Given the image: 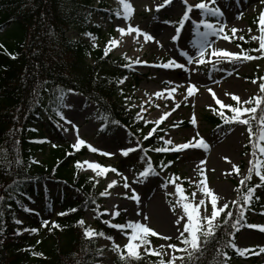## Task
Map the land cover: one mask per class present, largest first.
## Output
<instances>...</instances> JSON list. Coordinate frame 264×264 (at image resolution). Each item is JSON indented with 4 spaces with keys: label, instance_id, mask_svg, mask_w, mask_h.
Segmentation results:
<instances>
[{
    "label": "trees",
    "instance_id": "obj_1",
    "mask_svg": "<svg viewBox=\"0 0 264 264\" xmlns=\"http://www.w3.org/2000/svg\"><path fill=\"white\" fill-rule=\"evenodd\" d=\"M96 3L97 0H0V45L3 46L0 47V264L99 262L96 236L85 239L83 228L76 224L79 219H84L85 210L93 207L91 201L95 200L97 204L101 197L98 184L81 173L75 163H82L93 152L84 147L79 150L71 148L72 144L55 129V123L60 119L55 112L61 104L58 99L61 91L68 94L67 89L74 88L86 103L93 104L95 112L91 119L98 124L99 134L114 135L123 129L131 140L138 139L141 147L124 156L119 163L121 167L139 173L151 160L156 171L157 163L174 159L167 151H152V147H163L156 138L161 136L159 127H155L157 131L145 140L144 135L153 127L136 120L135 113L121 102L117 81L130 75L129 67H124L127 64L114 57L111 51L104 54L105 45L114 34L111 29L105 31L88 22L89 13L103 14L105 6ZM72 29L76 31V38L66 35ZM85 33H90L87 36L95 38L94 41L81 37ZM236 44L252 56L259 55L255 51L258 45L250 38L245 37ZM257 60L263 68L257 74L259 79L264 77V57ZM24 103L30 110L23 115L24 121L16 136L10 133L11 124L16 110L20 111ZM205 120L212 127L225 124L220 118L205 116ZM40 121L44 122L45 130L36 128ZM112 121H119V124ZM252 124L255 129L256 121L253 120ZM189 126L188 122L177 125ZM137 128L140 132L136 131ZM259 182V178L252 175L245 185H238L241 189L238 197L247 191V187ZM46 183L53 184L57 193L49 195ZM256 196L259 200L255 199ZM263 198L264 187L256 189L251 203L242 208L244 216L256 213ZM31 204H36L31 212H25L20 206ZM242 204L241 199L235 206L241 207ZM71 208L77 211L69 212ZM9 212L21 213L22 223L16 224ZM60 212L68 214L60 216ZM50 213L55 214V218H48ZM43 220L50 222L49 227L42 226ZM102 220L101 216L94 219L92 228L112 235L113 231ZM51 221L59 223L62 228H52ZM231 224H221L218 235L206 245L199 264H221L224 257L217 253V248L228 254V264L249 261L248 257L234 253L226 246L227 238L246 227V218L236 229ZM85 227H89L86 222ZM31 228L39 231L22 230ZM229 232L232 235H228ZM34 252L43 255H33ZM158 262L159 257L149 253L142 255L140 260H132L131 264ZM115 263L125 264L120 255Z\"/></svg>",
    "mask_w": 264,
    "mask_h": 264
},
{
    "label": "rangeland",
    "instance_id": "obj_2",
    "mask_svg": "<svg viewBox=\"0 0 264 264\" xmlns=\"http://www.w3.org/2000/svg\"><path fill=\"white\" fill-rule=\"evenodd\" d=\"M130 2L134 7V12L129 20H125L123 16L117 17L115 15L117 9L122 11L119 0H97L96 5L101 3L105 6L103 14L93 11L87 17L91 25L100 26L105 31L109 29L113 31L114 38L118 39L120 43L118 46L112 47L111 52L114 57L130 65V75L125 77L126 79H124L122 84H118L121 102L130 111L135 113V116L137 112H140V115L143 117L142 123H144V120H147L149 123L146 125L159 127L161 136H164L165 139L170 137L173 143H183L195 136L198 131L200 136L204 137L209 143L210 147L207 150L189 148L182 151H167L169 155L174 157L172 164L161 171V166L168 162L162 161L157 163V169H155L157 175H149L147 178H143V183H138V173L119 165L121 159L124 157L120 150L122 148L135 147L138 141L137 138L131 140L123 129L117 131L114 135L99 134L98 124L91 120L95 107L92 103H86L81 95L65 94L63 103L72 104L74 107H64L61 108V111L78 125L80 137L87 142L81 148L87 147V144H91L93 147L100 149V151L93 152V155L87 156L82 161L80 172L92 177L95 183L98 184L99 191H103L111 180L115 179L118 181L116 185L108 189L110 195L100 197V201L97 204L100 206L99 211L101 212L104 208L111 209L113 205H116L120 214L114 218L106 214L101 215V217L104 220L111 219L113 223L135 222L139 220L147 224L161 234L159 236L148 237L151 241L150 247L159 250L160 245L166 246L169 243L179 244V241L175 239L178 235V226L175 224V220L178 217L177 212L172 211V205L176 204L177 211L181 215H183V211L182 207L177 203L178 198L174 195V184L167 183L168 180L173 178L174 174L181 178L177 182L181 184L185 195L189 197V201L187 202L198 203L199 199H205V204L210 212V198L204 196L199 191V183H192V181L198 182L202 179L200 175V171L202 170L205 173L209 187L219 195L220 202L229 203L230 210L234 213L230 218L233 221L230 222L240 219L238 212L242 211L243 207L246 208V205L243 206L242 204L241 207H236L231 202L238 198L237 186L240 185V181L248 174L247 170L251 167L249 161L253 159L252 143L255 142L256 137H252L250 140L246 126L242 124L225 123L222 127H212L211 123H206L205 116L221 119L209 107V105H212L214 108L219 109L220 106L215 103V99L208 89L211 88L216 93L217 98L224 103L235 106L236 101L232 100L231 95H228V93L239 95L244 100L259 94L258 85L260 80L257 74L261 73L263 68L257 59L250 61L241 59L235 62L225 60L219 64L189 65L187 64V58L181 55V51H186L189 55H195L193 41L198 39V37L196 35L197 29L194 28L192 20L198 21L200 19L199 10L193 9L190 11V19L185 21L181 27L177 41L173 42L171 36L175 34L177 26L175 22L179 21L184 7L181 0H172L170 5L159 12L155 10V5L162 3V0H130ZM193 2L195 0H189V3ZM146 6L151 10H146ZM210 6H219L223 12V16L214 17L206 14L204 18L213 24L219 22L227 25L225 32L230 36L229 40H225L223 39V35H209L208 40L212 42L213 47L240 52L242 50L236 44L241 41L239 37L244 36L251 39V36L259 35L258 26L254 25V20L258 18L259 11L264 9V5L260 4V0H216V4ZM240 13H243V16L238 18ZM166 20L174 23H164ZM129 23L133 26H139L143 31L153 35L155 40L160 41V44H157L155 41L145 42L143 36L134 39L135 33L126 34L121 37L117 31V25L126 28ZM232 27L238 29V32L234 36L230 31ZM249 28L252 29L251 32L248 31ZM203 30V26H200L198 29V31ZM67 36L69 38H76V31L73 29L69 30ZM81 37L87 41H94L92 37L87 35L81 34ZM252 43L258 45V40H252ZM125 56L129 59H125ZM137 58L148 63L131 64V60ZM170 58L175 59L178 63L186 64L189 70L159 66ZM192 68H197L198 71H190ZM253 80H256L257 83H252ZM167 81H172L173 84H168ZM189 82L196 84L198 89L190 97L187 96L186 92ZM177 84L180 87L173 93L174 99L173 97H167V92L163 93V98L152 96V93L158 90L175 87ZM126 97L129 99H126ZM150 97L152 103L148 102ZM128 105H132V107H128ZM141 105L147 111H141ZM156 105L160 107H156ZM175 105H178V107H175V110L170 112L169 117H166L159 125H154V121L164 111H169ZM29 110V107L25 103L22 104L20 111L16 110V115L11 124V134L19 135L20 127L24 121L23 115L26 116ZM223 111L228 116L232 115L231 111L227 108L223 109ZM193 113L197 117V125L195 126L190 123ZM183 122H188L190 126L171 127L173 124L178 125ZM35 126L36 128L45 130L44 122L40 121ZM62 126L68 127L69 131H63ZM256 127L257 122L255 124ZM55 129L69 143L73 144L75 142V130L66 125L64 121H57ZM47 136L49 135L47 134ZM161 142L163 144V141ZM260 143L264 145V141ZM168 147H171V145ZM103 152H112L115 155L105 156ZM256 158H261L258 149ZM201 160H204L205 164L201 165ZM84 161L99 163L104 167H115L120 173L128 177L130 188L126 189L123 187V180L117 173L109 170L105 175L97 176L95 171L83 163ZM233 164L241 169L240 174L232 170ZM252 175H255V173H252ZM256 178L259 177L256 176ZM46 188L48 194L51 196L57 193V188L51 183H46ZM133 189L140 198L139 203L128 198L131 196ZM194 192L196 193L195 199L192 198V193ZM123 193H128V196H124ZM97 204H93L92 208L85 210L84 220L89 227H93V217L95 216L93 209L96 208ZM26 207L34 209L36 208V204L27 205ZM3 212H6V210H3ZM9 213L11 214L10 218L14 222L17 219L23 220L21 213ZM137 213H143L150 217V219L143 220ZM47 217L55 218V214L50 213ZM244 218L246 217L244 216L240 221L243 222ZM186 220L187 217L185 216L184 221L186 222ZM248 224L264 225V198L261 200L256 214L252 212L248 213L246 226ZM111 230L113 234L110 236L114 238L117 244L121 245V251H123L122 246L127 243L128 239L125 233L131 232V229H125L124 232H120L114 228H111ZM165 235L173 237V239L167 241L163 238ZM227 240H232L240 249H248L244 257H248L249 261H245L244 264H264V252L256 253V250L264 247V232L247 226L237 231L232 239L227 238ZM95 249L101 253L96 255L99 264H116L115 260L119 256V253L113 250L112 241L96 236ZM229 249L237 253L235 248L229 247ZM139 251L143 253V247ZM165 251L171 254L172 250L165 248ZM178 255H182V253H178ZM164 258L167 260L169 256H165Z\"/></svg>",
    "mask_w": 264,
    "mask_h": 264
},
{
    "label": "snow or ice",
    "instance_id": "obj_3",
    "mask_svg": "<svg viewBox=\"0 0 264 264\" xmlns=\"http://www.w3.org/2000/svg\"><path fill=\"white\" fill-rule=\"evenodd\" d=\"M172 0H162V3H157L155 5V10L159 12L161 9L165 8L166 6L170 5ZM181 3L184 5L182 15L179 19V21L175 22L177 24L175 28V34L171 36V40L173 42L177 41L180 32L181 27L184 25L185 21L190 19V11L193 9L199 10V16L200 19L192 20V24L195 29H197L196 35L198 39H195L193 41V46L195 48V55H189L186 51H181V55L187 58V64L189 65H207V64H219L222 61H229V62H235L238 60H253V59H260L261 57H264V9H261L258 14L257 20L254 22L257 23L259 35L258 36H251L252 40H258V48L255 49L259 53L258 56H252L248 52L240 51V52H233L226 49H218L213 47L212 42L208 40L209 35H223V39L229 40L230 36L227 32H225V28L227 25L221 24L217 22L216 24H213L209 22V20L205 19L204 16L211 15L214 17H220L223 16V12L221 11L219 6H210L215 5L216 0H195L193 3H189V0H181ZM119 4L122 8V11L119 9L116 10L115 15L117 17L123 16L125 20H129L131 15L134 12V7L130 0H119ZM260 4L264 5V0H260ZM146 10H151L147 8ZM243 16V13H240L238 18H241ZM164 23L172 24L174 22L172 21H164ZM200 26H203V31H198ZM117 31L120 33V36L123 37L124 35L135 33L137 37L143 36V39L145 42L147 41H155L157 44H160V41L155 40V37L151 35L150 33L143 31L139 28V26H133L130 23L128 26L122 27L117 25ZM232 35L234 36L238 29L236 27H232L230 29ZM249 32L252 31L251 28L248 29ZM85 35H91L90 33H85ZM241 40L245 39L244 36L239 37ZM95 39V38H93ZM120 41L116 38H110L104 49V54L107 55L109 51H111V47H116ZM96 46V45H94ZM0 47H3L0 45ZM162 47V45H161ZM210 50V51H209ZM12 58H15V55L12 54ZM125 59H129L125 56ZM146 64L147 61H144L142 59H133L131 60V64ZM124 67H129L130 65H123ZM163 68H179V69H185L188 71L186 64L184 63H178L175 59H169L166 62H163L159 65ZM192 72H197V68L190 69ZM124 79L122 78L117 81V83L122 84L124 82ZM260 83L258 85L259 88V94L254 95L253 97L244 100L239 95L228 93V95H231L232 100L236 101V105L232 104H226L219 98H217L216 93L209 88L208 91L212 94L213 98L215 99V103L219 105V109L214 108L212 105H209L210 108L216 114H218L221 119L226 124H233L238 123L242 125L247 126V131L249 134V139L251 140L252 137H256L255 142L252 143L253 152L252 156L253 159L249 161V164L251 167L248 168L247 172L248 174L244 176V178L240 181V185H245L248 180L251 179L252 173H255L257 177H259V183L247 187V191L243 192L240 197L233 200L231 203L233 205H239L240 200H243V205H248L251 203L254 192L258 188L264 187V145H262L260 142L264 141V77H259ZM168 84H173L172 81H167ZM252 83H257L256 80H253ZM180 87L179 84H177L175 87H170L167 89H161L154 93H152V96L163 98V93L167 92V97H173V93L176 92L177 88ZM121 91H123L121 89ZM197 85L194 83L189 82L186 92L187 96H192L195 92H197ZM68 93H72L74 95H80V93L74 89L69 88L67 89ZM147 95V93H146ZM65 98L64 91L60 92V95L58 99L61 101L60 106L57 108L55 114L56 116L60 117V120L64 121L66 125H69L71 129L75 130V142L71 145V148L79 150L81 146L85 145L87 142L80 137L79 133V127L78 125L71 119H69L67 116L64 115L62 111H60V108H73L74 105L72 104H64L63 100ZM126 99H129L126 97ZM174 99V97H173ZM186 99V97H185ZM149 103H152L151 97L149 98ZM128 107H132V105H128ZM141 111H147L143 107V105L140 106ZM156 107H160L159 105H156ZM175 107H178V105H175L172 109L169 111H164L158 119L154 121V125H159L161 121H164L166 117H169L170 112L175 110ZM229 109L232 113V115L228 116L225 114L223 109ZM136 120H142L143 117L140 115V112L136 113ZM255 120L257 122V127L254 129L252 121ZM114 124H119V121H112ZM144 123L147 124L149 121L144 120ZM190 123L192 125H197V117L195 113L192 114ZM177 125L173 124L171 127H176ZM63 127V126H62ZM219 127V125L217 126ZM63 131L68 132V127H63ZM137 132H140V129H136ZM157 131L155 127L150 129L146 135H144V139L147 140L149 137L153 136V133ZM162 131V129H161ZM158 140L163 141V147H152V151L155 152H165V151H182L184 149L189 148H200L207 150L210 145L205 140L204 137L200 136V133L197 131L196 135L191 137L189 140L183 143H173L171 138L165 139L164 136H157ZM43 142V141H41ZM171 145V147H168ZM54 147L56 145H53ZM87 147L92 152H98L100 149L93 147L91 144H87ZM141 145L139 141H137L135 147H127L122 148L120 151L124 156H128L129 153L134 152L137 148H140ZM257 149L260 154V159H257ZM146 151V150H145ZM103 155L105 156H114L115 153L112 152H103ZM143 159V157H142ZM227 159V158H226ZM34 163H39V161H33ZM16 163L19 164V159L16 160ZM76 167H81V162L77 161ZM84 164H87L88 168H91L93 171L96 172L97 176H103L105 175L109 170L113 173H117L121 176L123 180V187L124 188H130V184L128 182V177L124 176L123 173H120L118 169L115 167H104L100 165L99 163H90L88 161H84ZM201 165L205 164L204 160L200 161ZM170 164H172V161H168L167 164H163L161 166V171H163L165 168H167ZM232 170L235 171L237 174H240L241 169L233 164ZM149 175H157V173L154 171L152 167L151 160H148L146 162V166L143 168L142 171L138 173V183H143V178H147ZM200 175L202 177L201 180L192 181V183H199V191L204 194V196L210 198V204L211 209L209 212L208 207L205 204V199H199L198 203H191L187 202L189 201V197L185 195L184 190L181 186L179 181L181 178L173 175V178L171 180H168L167 183H173L175 186V197H177V203L182 207L183 215H181L177 211L176 204L172 205V211L177 212V219L175 220V224L178 226L177 233L178 235L175 237L176 240L179 241V244L177 243H169L166 246L160 245V249L156 250L152 247L151 241L149 240V236H159L161 235L159 232L155 231L153 228L148 226L145 223H142L141 221L137 220L135 222L127 221L126 223H113L111 219L102 220L101 222L111 228L117 229L120 232H124L125 229H131V232L125 233L127 235V243H125L122 247L125 251H121V245L117 244L114 240V238L110 235H106L104 231H97L96 229L92 227H85V220L83 218L76 221V224L81 226L83 228V236L87 240H91L95 236L104 237L105 239L112 241L113 243V250L117 251L120 255V259L125 262V264H131L132 260H140L142 255L144 253H151L152 255H155L159 257L158 264H199V261L201 257L203 256L204 252L206 251V245L210 240H214L215 237L218 235V229L220 228L221 224L228 225L230 223V218L234 215V213L230 210V206L228 202H220V197L217 193H215L208 185L207 178L205 176V173L201 170ZM89 179H93L92 177H89ZM118 183L117 180H111L107 187L99 192V196L105 197L110 195L108 192V189L112 188L114 185ZM165 186V185H162ZM93 187H95V184H93ZM237 192H240L241 189L238 186L236 189ZM124 196H128V193H123ZM196 193H192V198L195 199ZM132 200H135L139 203V196L136 194L135 190H132V194L130 197H128ZM255 199L259 200V197L256 196ZM92 204H96V201H91ZM25 212H31L34 211V209L28 208L24 205H20ZM100 206L97 204L96 208L93 209V212L95 213L94 219L100 218L101 215H109L110 217H116L118 216L119 210H117L116 205H113L111 209L104 208L103 211H99ZM227 210V211H226ZM69 212H76V208H71L68 210ZM68 212H60L58 215L65 216ZM142 217L143 220H148L150 217L147 215H144L143 213H137ZM223 214V215H222ZM187 217L186 222L184 221V217ZM238 216L240 219L236 220L235 222H232L231 226L233 229L237 228V225L240 223V220L243 219L244 213L243 211L238 212ZM16 224H21L22 221L17 219L15 220ZM49 221L43 220L42 226L43 227H49ZM52 228L60 229L62 226L55 222L51 221ZM249 228L253 229H259L260 231L264 232V225L259 224H248ZM23 231H30L32 233H37L39 231L38 228H31V229H22ZM51 230V229H50ZM2 231V229H0ZM18 230L16 234H19ZM228 235H232L231 232L228 233ZM167 241H171L173 237L165 235L163 237ZM218 242V241H217ZM39 243V241L37 242ZM183 245V247H181ZM226 246L235 248L237 253L241 256L245 255V253L248 251V249H240L236 246V244L232 240H228ZM143 247V253L139 251ZM165 248L171 249V254L165 251ZM217 253L224 257V259L221 261V264H228L227 256L228 254L226 252H221L218 248L216 249ZM260 252H264V247H260ZM178 253H182V255H178ZM97 254H101L98 250ZM33 255H40L42 256L43 253H36L34 252ZM165 256H169V258L166 260L164 259ZM96 264H99V262H96Z\"/></svg>",
    "mask_w": 264,
    "mask_h": 264
}]
</instances>
